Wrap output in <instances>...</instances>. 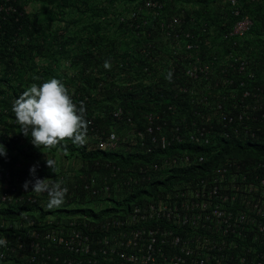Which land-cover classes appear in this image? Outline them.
Wrapping results in <instances>:
<instances>
[{"label":"trees","instance_id":"16d2710c","mask_svg":"<svg viewBox=\"0 0 264 264\" xmlns=\"http://www.w3.org/2000/svg\"><path fill=\"white\" fill-rule=\"evenodd\" d=\"M147 1L0 0V144L7 152L0 156V173L15 172L16 165L24 162L23 170L17 171L22 179L32 180L30 169L36 166V177L63 178L70 188L62 206L53 209L40 203H3L4 190L0 188V219L13 220L26 211L40 210L41 216L87 215L101 222L127 213L135 204L155 202L174 185L199 179L210 171L206 166L217 167L227 157L264 159V144H258L262 141L218 139L210 148L178 145L152 155L125 142L128 132L145 126L148 114L159 115L160 123L167 122L169 128L194 123L221 126L218 119L222 112L240 110L234 108L236 102L241 104L232 96L234 90L237 97L244 89L257 93V103L246 102L261 106L260 112H264V0H238L236 9L227 0H151L162 5L161 9L147 7ZM245 17L253 21L250 31L240 39L227 38L236 22ZM174 18L180 24L170 26ZM189 44L198 47L189 50ZM231 55L249 63L245 75L235 70L222 72ZM198 58L213 62L208 79L187 74L190 63ZM249 72L255 78L251 79ZM227 75L235 79V86L225 85ZM50 78L64 83L74 102L79 105L83 101L87 109V143L81 147L65 141L67 153L61 146H34L31 136L21 132L12 111L13 101L32 83ZM237 80H244L246 86L240 87ZM120 109L119 120L115 113ZM97 130L106 134L116 131L119 148L99 150L94 139ZM185 149L207 155L206 166H195L188 174L175 169L164 177L163 172L147 169L143 175L149 172L151 179H140L133 187L123 184L130 175L138 178L139 167ZM46 155L56 161V176L46 165ZM92 180L100 194L85 189ZM109 264L124 263L116 258Z\"/></svg>","mask_w":264,"mask_h":264},{"label":"built area","instance_id":"2783aa9c","mask_svg":"<svg viewBox=\"0 0 264 264\" xmlns=\"http://www.w3.org/2000/svg\"><path fill=\"white\" fill-rule=\"evenodd\" d=\"M227 1L236 9L238 0ZM146 6L162 8L151 0ZM235 14L240 12L236 10ZM179 24L180 20L174 18L170 26ZM252 26L249 17L242 18L227 38H243ZM194 47L198 46H187L189 50ZM212 66V61L198 58L190 63L187 74L195 79L201 76L208 79ZM248 69L246 60L231 55L222 72L235 70L245 75ZM248 76L255 78L253 72ZM237 82L240 87L246 86L244 80ZM224 83L236 85L235 79L228 75ZM235 92L232 96L239 98L241 104L236 102L234 108L240 110L231 114L222 112L218 119L221 126L194 123L169 128L167 122L160 123L159 115L148 114L145 126L128 132L124 140L131 147H140L151 155L170 151L178 145L210 148L216 146L214 142L218 139L237 143L262 141L258 144H264L262 107L246 102L249 99L257 103L259 95L244 89L241 97H237ZM219 109L222 110V105ZM122 114L120 109L115 116L120 120ZM94 139L102 151L120 146V137L114 130L108 134L97 130ZM192 152L185 149L163 155L157 162L139 167L138 178L130 175L123 184L133 187L140 179H151L149 172L143 175L147 169L163 172L164 177L175 169L188 174L195 166H206L207 155ZM20 169L16 166L15 172L0 173V188L4 190L1 201L11 206L40 203L47 209V194L31 192V186L25 191V182L17 175ZM205 169L210 171L197 180L174 185L155 202L135 204L127 213L107 217L101 222L87 215L41 216L40 210L36 213L26 211L13 220L0 219V239L6 240V244L0 245V264H10L12 260L17 264H109L116 258L124 264H264V159L227 157L217 167L206 166ZM94 183L92 180L85 189L100 194L93 188ZM105 189L108 192L110 187ZM69 193L70 188L64 201ZM8 258L10 260L4 262Z\"/></svg>","mask_w":264,"mask_h":264},{"label":"clouds","instance_id":"9594fccd","mask_svg":"<svg viewBox=\"0 0 264 264\" xmlns=\"http://www.w3.org/2000/svg\"><path fill=\"white\" fill-rule=\"evenodd\" d=\"M109 66L106 61L105 67ZM33 79L39 80V77ZM167 79L171 80V74ZM12 111L21 126V132L25 136L30 135L31 142L37 148L43 146L51 149L61 146L67 153L68 145L63 142L71 140L74 145L81 147L87 143L89 121L86 119V105L83 101L77 105L69 89L57 78H50L40 84L32 83L13 101ZM6 155V149L0 144V156ZM46 165L56 176V161L46 155ZM30 173L32 180L26 181V178L20 177L25 182V191L31 186V192L47 194L49 209L62 206L68 192L64 181L58 178L36 177V166L30 169ZM4 244L6 240L0 239V245Z\"/></svg>","mask_w":264,"mask_h":264},{"label":"rangeland","instance_id":"374dc122","mask_svg":"<svg viewBox=\"0 0 264 264\" xmlns=\"http://www.w3.org/2000/svg\"><path fill=\"white\" fill-rule=\"evenodd\" d=\"M22 161H24V160H22ZM73 161H75V159H73ZM70 164H71V163L69 162V165H70ZM17 166L23 168V167H25L26 165L24 164V162H19V164H17ZM54 179H55V178H54ZM50 215H52V214H50Z\"/></svg>","mask_w":264,"mask_h":264}]
</instances>
